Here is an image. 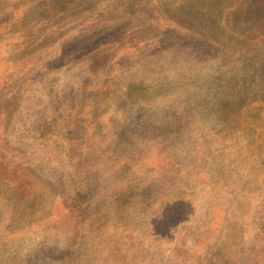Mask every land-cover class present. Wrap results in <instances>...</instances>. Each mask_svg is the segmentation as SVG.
<instances>
[{
  "label": "rangeland",
  "instance_id": "374dc122",
  "mask_svg": "<svg viewBox=\"0 0 264 264\" xmlns=\"http://www.w3.org/2000/svg\"><path fill=\"white\" fill-rule=\"evenodd\" d=\"M0 264H264V0H0Z\"/></svg>",
  "mask_w": 264,
  "mask_h": 264
},
{
  "label": "trees",
  "instance_id": "16d2710c",
  "mask_svg": "<svg viewBox=\"0 0 264 264\" xmlns=\"http://www.w3.org/2000/svg\"><path fill=\"white\" fill-rule=\"evenodd\" d=\"M36 221H37V219H36Z\"/></svg>",
  "mask_w": 264,
  "mask_h": 264
}]
</instances>
